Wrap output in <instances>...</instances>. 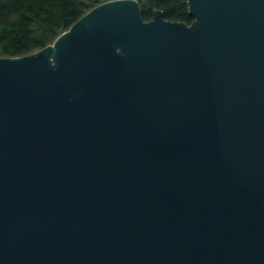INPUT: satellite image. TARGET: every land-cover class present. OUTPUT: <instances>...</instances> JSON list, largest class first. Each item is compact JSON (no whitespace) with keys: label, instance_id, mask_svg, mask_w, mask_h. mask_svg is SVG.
<instances>
[{"label":"water","instance_id":"obj_1","mask_svg":"<svg viewBox=\"0 0 264 264\" xmlns=\"http://www.w3.org/2000/svg\"><path fill=\"white\" fill-rule=\"evenodd\" d=\"M187 3L0 55V264H264V0Z\"/></svg>","mask_w":264,"mask_h":264},{"label":"trees","instance_id":"obj_2","mask_svg":"<svg viewBox=\"0 0 264 264\" xmlns=\"http://www.w3.org/2000/svg\"><path fill=\"white\" fill-rule=\"evenodd\" d=\"M104 0H0V55L33 52L52 42L70 24ZM144 20L162 9L164 17L191 23L187 0H138Z\"/></svg>","mask_w":264,"mask_h":264}]
</instances>
